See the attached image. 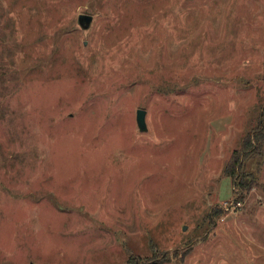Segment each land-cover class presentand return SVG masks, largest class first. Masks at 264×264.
<instances>
[{"label": "rangeland", "instance_id": "rangeland-1", "mask_svg": "<svg viewBox=\"0 0 264 264\" xmlns=\"http://www.w3.org/2000/svg\"><path fill=\"white\" fill-rule=\"evenodd\" d=\"M256 133L264 0H0V264H264Z\"/></svg>", "mask_w": 264, "mask_h": 264}, {"label": "trees", "instance_id": "trees-1", "mask_svg": "<svg viewBox=\"0 0 264 264\" xmlns=\"http://www.w3.org/2000/svg\"><path fill=\"white\" fill-rule=\"evenodd\" d=\"M253 139L252 136L249 135L246 136V138L244 139V143H243V148L245 150V153L247 152V150L250 148L249 146H251V140ZM255 140L257 141V143L262 146L264 143V136L262 134H255ZM249 147V148H248ZM242 156V155H241ZM249 156L248 153L244 154L242 157H238L236 156V158H234V166H228L226 168L227 174L231 177H233V179L235 180V183L237 185H239L243 190H250L251 186H252V181L248 182L246 180V177L248 178L249 175L245 174L244 168H243V158L244 160L247 159ZM238 165V166H237ZM159 262H150L149 264H157Z\"/></svg>", "mask_w": 264, "mask_h": 264}, {"label": "water", "instance_id": "water-1", "mask_svg": "<svg viewBox=\"0 0 264 264\" xmlns=\"http://www.w3.org/2000/svg\"><path fill=\"white\" fill-rule=\"evenodd\" d=\"M93 18H94L93 15L90 14H80L78 16V22L83 29L87 30L91 26L93 22ZM137 124L141 131L148 130L146 110L144 109L137 110Z\"/></svg>", "mask_w": 264, "mask_h": 264}]
</instances>
